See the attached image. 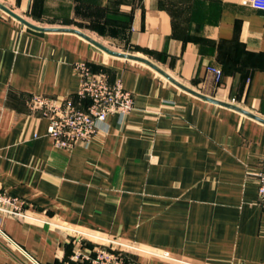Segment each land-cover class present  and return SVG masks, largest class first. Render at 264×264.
Segmentation results:
<instances>
[{
  "label": "crops",
  "instance_id": "crops-1",
  "mask_svg": "<svg viewBox=\"0 0 264 264\" xmlns=\"http://www.w3.org/2000/svg\"><path fill=\"white\" fill-rule=\"evenodd\" d=\"M0 1L37 25L77 28L146 57L264 118V10L244 0ZM80 61L121 79L135 108L99 123L88 147L57 148L28 100L76 99ZM209 67L223 72L220 81ZM263 156L264 122L0 9V189L27 201L26 216L0 211V264H64L65 227L94 236L87 251L97 237L136 245L126 264H264Z\"/></svg>",
  "mask_w": 264,
  "mask_h": 264
},
{
  "label": "built area",
  "instance_id": "built-area-1",
  "mask_svg": "<svg viewBox=\"0 0 264 264\" xmlns=\"http://www.w3.org/2000/svg\"><path fill=\"white\" fill-rule=\"evenodd\" d=\"M244 1L256 9L264 10V0ZM74 67L81 75L76 99L66 97L59 100L42 94H33L28 100L32 115L48 119L47 135L57 148L88 147L98 132L99 123L106 121L111 115L126 116L135 108L134 94L124 86L121 79L112 82L108 74L93 71L85 61L76 62ZM209 69L215 73L217 81L222 79L223 72L220 69L215 67ZM259 165L258 204L264 210V156ZM26 204L25 199L0 189V211L26 216ZM65 229L68 230L72 254L64 264H126L124 250L138 248L136 245L113 238L96 236L98 242L87 251L86 240L94 236L71 227Z\"/></svg>",
  "mask_w": 264,
  "mask_h": 264
},
{
  "label": "water",
  "instance_id": "water-1",
  "mask_svg": "<svg viewBox=\"0 0 264 264\" xmlns=\"http://www.w3.org/2000/svg\"><path fill=\"white\" fill-rule=\"evenodd\" d=\"M0 9L3 10L4 12H6L7 14H9L10 16L14 17L15 19H17L18 21H20L21 23H23L24 25L33 28L35 30L38 31H65V32H73L76 33L82 37H84L85 39L89 40L90 42H92L93 44L97 45L98 47H100L101 49H103L104 51L115 55V56H119V57H124V58H128V59H132V60H136V61H140L143 63L148 64L149 66L153 67L155 70H157L159 73H161L162 75H164L165 77H167L169 80H171L173 83L177 84L178 86H180L181 88L185 89L186 91L201 97L205 100L211 101V102H215V103H219L231 108H234L242 113H245L249 116H252L262 122H264V118L259 117L258 115H255L253 113H251L250 111L234 105L232 103H228L225 101H221L212 97H209L207 95H204L202 93H199L198 91H195L193 89H191L190 87L184 85L183 83H181L180 81H178L177 79H175L173 76H171L166 70H164L163 68H161L159 65H157L156 63H154L153 61H151L150 59L143 57V56H139V55H135L132 53H124V52H118V51H114L111 48L107 47L106 45H104L103 43H101L100 41H98L97 39H95L94 37H92L91 35L87 34L86 32L77 29V28H72V27H46V26H40L37 25L31 21H29L28 19H26L24 16H22L21 14L17 13L16 11H14L12 8L8 7L7 5H5L4 3H2L0 1Z\"/></svg>",
  "mask_w": 264,
  "mask_h": 264
},
{
  "label": "rangeland",
  "instance_id": "rangeland-1",
  "mask_svg": "<svg viewBox=\"0 0 264 264\" xmlns=\"http://www.w3.org/2000/svg\"><path fill=\"white\" fill-rule=\"evenodd\" d=\"M134 248H128V250H124L125 258H127V254H130L131 251H133Z\"/></svg>",
  "mask_w": 264,
  "mask_h": 264
}]
</instances>
